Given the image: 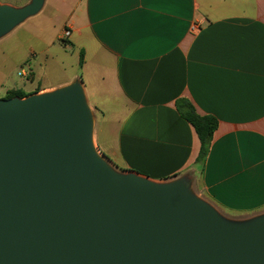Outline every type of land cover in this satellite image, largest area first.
Listing matches in <instances>:
<instances>
[{
  "label": "crops",
  "instance_id": "obj_1",
  "mask_svg": "<svg viewBox=\"0 0 264 264\" xmlns=\"http://www.w3.org/2000/svg\"><path fill=\"white\" fill-rule=\"evenodd\" d=\"M44 8L66 15L57 38L69 29L67 41L85 51L82 68L91 64L94 139L115 166L155 180L187 176L231 214L264 213V0H45ZM181 97L219 120L202 164Z\"/></svg>",
  "mask_w": 264,
  "mask_h": 264
},
{
  "label": "water",
  "instance_id": "obj_2",
  "mask_svg": "<svg viewBox=\"0 0 264 264\" xmlns=\"http://www.w3.org/2000/svg\"><path fill=\"white\" fill-rule=\"evenodd\" d=\"M45 0L0 2V38ZM82 78L0 99V264H264V213L228 218L187 176L120 170Z\"/></svg>",
  "mask_w": 264,
  "mask_h": 264
},
{
  "label": "rangeland",
  "instance_id": "obj_3",
  "mask_svg": "<svg viewBox=\"0 0 264 264\" xmlns=\"http://www.w3.org/2000/svg\"><path fill=\"white\" fill-rule=\"evenodd\" d=\"M29 1L13 0L15 5ZM65 17L64 14L57 17L55 12L44 8L0 38V99L8 98L9 93L16 89L30 93L39 90V86L61 83L74 76L82 77L83 82L90 81L93 69L91 64L86 69L80 67L79 44L73 45L67 38H57ZM32 69L36 78L31 73ZM22 71H25L24 75L20 74ZM200 196L210 201L206 196ZM211 203L228 218H242Z\"/></svg>",
  "mask_w": 264,
  "mask_h": 264
},
{
  "label": "trees",
  "instance_id": "obj_4",
  "mask_svg": "<svg viewBox=\"0 0 264 264\" xmlns=\"http://www.w3.org/2000/svg\"><path fill=\"white\" fill-rule=\"evenodd\" d=\"M84 63H85V51L84 49H81L79 52V65L81 68L84 66ZM38 91L39 90L28 93L22 89H16L11 93H9L7 97L8 98L14 96L25 97ZM177 108L180 114L193 125V127L197 132L200 146L195 162L197 164H202L204 163L209 153L214 133L219 125V120L213 114L199 113L196 110L192 101L187 97H181L177 100Z\"/></svg>",
  "mask_w": 264,
  "mask_h": 264
},
{
  "label": "built area",
  "instance_id": "obj_5",
  "mask_svg": "<svg viewBox=\"0 0 264 264\" xmlns=\"http://www.w3.org/2000/svg\"><path fill=\"white\" fill-rule=\"evenodd\" d=\"M70 33H71L70 30L69 29H66L64 31L65 38L69 37ZM20 74L24 75L25 74V71L20 72Z\"/></svg>",
  "mask_w": 264,
  "mask_h": 264
}]
</instances>
